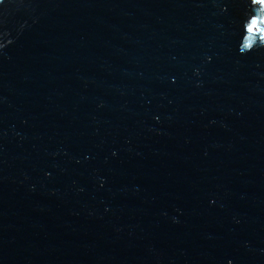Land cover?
<instances>
[{"label":"water","instance_id":"water-1","mask_svg":"<svg viewBox=\"0 0 264 264\" xmlns=\"http://www.w3.org/2000/svg\"><path fill=\"white\" fill-rule=\"evenodd\" d=\"M0 264H264V2L0 0Z\"/></svg>","mask_w":264,"mask_h":264},{"label":"clouds","instance_id":"clouds-1","mask_svg":"<svg viewBox=\"0 0 264 264\" xmlns=\"http://www.w3.org/2000/svg\"><path fill=\"white\" fill-rule=\"evenodd\" d=\"M252 50L251 49H249V52H251Z\"/></svg>","mask_w":264,"mask_h":264},{"label":"snow or ice","instance_id":"snow-or-ice-1","mask_svg":"<svg viewBox=\"0 0 264 264\" xmlns=\"http://www.w3.org/2000/svg\"><path fill=\"white\" fill-rule=\"evenodd\" d=\"M261 2H264V0H261Z\"/></svg>","mask_w":264,"mask_h":264}]
</instances>
